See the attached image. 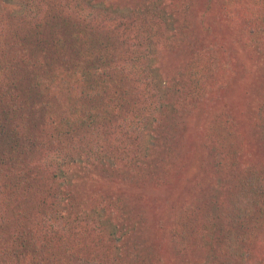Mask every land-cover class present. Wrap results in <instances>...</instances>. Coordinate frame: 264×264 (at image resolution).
I'll use <instances>...</instances> for the list:
<instances>
[{"label": "trees", "instance_id": "trees-1", "mask_svg": "<svg viewBox=\"0 0 264 264\" xmlns=\"http://www.w3.org/2000/svg\"><path fill=\"white\" fill-rule=\"evenodd\" d=\"M203 1L205 7L210 5L207 2L211 0ZM251 1V6L246 5L248 0L221 2L230 17L246 24L233 36L236 33L235 40L241 38L248 44L255 40L253 27L264 20V0ZM83 3L100 9L101 14L103 9L111 12L116 2L0 0V161L3 169L9 162H18H12L6 174L10 183L0 191L8 211H0V264H93L99 255L108 257L103 264H155L157 257L160 264H166L160 255L174 258L173 264H264V156L247 159L244 151L249 142L244 143L247 121L264 147V107L260 109L264 102L258 103L264 100H254L244 121V108H226L219 116L210 112L212 124H203L204 134L199 132L194 141L198 144L192 173L205 169L203 137L217 144L215 159L220 157L208 165L214 164L219 185L202 195L197 206L205 210L203 230L198 232L188 222L194 210L180 206L182 199L177 195L184 181L176 177L165 181L175 187L164 197L179 209L172 216L161 210L163 219L156 210L154 217L158 214L159 219H153L149 205L162 199L155 191V195L148 194L153 190L149 191L150 184L139 183L134 176V170L137 173V167L148 164L154 154L153 146L145 137L141 141L139 132L153 129L147 135L154 139L156 123L169 118L175 124L183 120L185 129L188 111L181 100L168 101L162 95L168 88L163 86L160 54L175 51L182 38L188 37V30L184 34L188 17L182 14L173 20L160 0H141V9L131 4L126 11L112 13L113 19L116 15L122 18L114 28L98 30L85 18ZM203 28L216 39L211 26ZM133 40L137 48L126 47L124 51L120 47ZM140 46L143 54L146 51L144 55H140ZM198 47L191 49L201 51L203 62L195 73L187 64L186 72H178L185 67L179 64L180 83L211 84L215 90L216 84L226 87L234 82L232 70L226 66L225 72L221 70L224 61L217 63L214 50ZM255 47L258 52L257 43ZM142 57L146 62L141 63ZM137 81L144 82L142 89ZM191 91L194 96L199 94L194 87ZM156 94L162 101L155 105L150 101ZM214 96L211 93L212 99ZM118 132L125 138L115 135ZM40 155L50 156V166L23 164ZM165 156L172 168L184 161L174 149ZM154 171L159 172L157 165ZM151 174L149 171L148 176ZM115 190L123 193L122 197L128 196L130 204L119 207L122 198L109 197L103 212L96 208V216H90L107 220L101 224L103 229H110V236L103 232L92 236L88 217L81 216L80 211L88 209L92 199L102 204L101 198ZM222 192L227 193L226 201L221 200ZM105 210L110 211L111 219L104 216ZM48 221L52 223L46 230L54 225L66 231L61 233L56 228L57 232L48 235L44 231L45 242L40 245L35 233ZM149 230H154L150 238ZM122 237L137 240V245L125 252L111 250L114 253L108 255L110 241ZM205 247L204 260L190 263V254L197 252V256Z\"/></svg>", "mask_w": 264, "mask_h": 264}, {"label": "rangeland", "instance_id": "rangeland-1", "mask_svg": "<svg viewBox=\"0 0 264 264\" xmlns=\"http://www.w3.org/2000/svg\"><path fill=\"white\" fill-rule=\"evenodd\" d=\"M110 1L116 2L114 7L111 6L110 9L111 12L110 11L107 12L105 11V9H103L101 11V14H99L100 9L95 7L90 8V6L86 5V3L82 4L81 9L82 11H85V14L87 16L85 18H88V20L92 21L95 28H97L98 30H101L100 28L109 30L116 26L117 20L121 18V15H116L115 18L113 19L112 13H114L115 11H121L122 9L123 11H126L127 6L131 4H134L136 8H140V5L144 6L143 3H140L141 0H110ZM160 1L162 7L166 9L168 14H170V17L175 18L173 20L177 21L178 19H180L182 14H185L188 17L187 20L188 23L186 22L187 25L184 28L185 29L184 34L188 30V33H186V36L188 37L182 38V40L179 42L181 46H179V48H177L175 51H167L160 54V62L162 65L164 64V67L162 69V81L165 84L163 86L168 88V93L166 94L163 93L162 95L168 101H172V100L178 101V99H180L183 104L182 107L184 106L187 109L188 115H185V121H184L185 129L182 128L183 124H181L183 120L182 122L180 121L179 123L175 124L174 120L169 118L165 120H160L159 123L158 122L156 123L155 127L154 126L151 127V128L153 127L155 128L156 137H154V139H152V137L147 135V134H151L153 129L145 130L142 133L139 132V137H141L140 138L141 141H143V137H145L148 140V145L153 146L152 151L154 154L152 155L151 160L149 161L148 164L143 163L144 164L143 166L137 167V173L136 170H134V176L136 177L139 183L144 184L147 181L150 184L149 191H151L152 189L153 190L151 192H148V194L149 193L154 194L155 191L157 194L160 195V199L162 200L160 202H156V204L155 202H152V204L150 203L149 206L151 207L150 209L152 213V218L154 217V214L157 210L160 213L162 219H163V215L161 214V210L165 211L167 214L169 213L172 216L175 214V211L179 209L177 208V206L171 205V201L165 198L167 197L168 193L172 194L173 188L175 187V185L165 183V181H168L169 177H176L179 179H183L184 181L182 184L183 188L177 195V197H181L182 199L180 206L184 208H186L187 206V209L194 210L190 214L188 222L190 221V225H194V228L199 229L198 232H201V230H203V225L205 224L204 221L205 210H201L197 206L199 205V200H201L200 198L202 195L204 197V195L210 194L212 190H214V188L218 187L219 185L217 183L218 182L217 173L215 171L214 164L210 168H208V165L211 160L214 161L216 160L218 162L220 157L215 159L216 152L218 151L217 144L212 143L211 139H209L208 137H203V140L205 141L203 145L205 147L203 152H204V157L206 159H203L202 161L205 162V169L192 173L191 163L194 155L196 154L195 153L196 146L198 144V141L197 142L194 141L197 139V136L199 137V132L201 136L204 134L205 125L212 124V122H210V117H209L210 112H212L213 115L217 114V116H219L218 113L220 111L225 110L226 108L232 111L244 108L242 111L243 116H241L244 121V119H248V116H250V109L252 108L251 106L254 100L256 98L259 100H264V20L262 19L258 20L256 27L255 26L253 27L255 29V30L253 29L254 31L250 29V33L252 31V34L255 35L253 36L255 40L251 37L250 39H253L254 42L250 41L248 44L246 42L243 43L242 39L238 38V34H237L238 39L235 40L234 36H236V33L233 36V32L236 30H242V27L245 26L246 24L245 23L239 24L238 19H234L227 14L225 9L222 8L224 6L221 3L223 2V0L221 2L220 0L218 1L211 0L207 2V5L208 4L210 5L206 7L203 0H160ZM243 1L246 2L247 0H243ZM250 2L252 1L248 0L246 5L251 6L252 3ZM239 16L241 18L246 19L245 14L240 13ZM176 21H173L172 23V26L174 28L176 25V23L174 24V22ZM203 26L205 27L211 26L212 27L211 29H213V33L216 36V39L210 37L211 34L208 31H205ZM132 34L135 35L134 32ZM123 36L124 35H122V37L120 36V38H123ZM137 37L138 35L136 33L134 39L137 40ZM256 43L260 47V50L257 49L258 52L255 49ZM134 44L135 41L133 40L132 44L123 43L121 44L120 47L124 49V51L126 50V47H128L131 50L137 48V45ZM200 45H204V48L206 50L208 49L214 50L213 52L216 55L217 63L219 61L220 62L224 61V66H222L223 69H221L223 72H225L224 70H226L225 66L227 67V69L232 70L235 80L234 82L232 81L230 82L229 84L230 86L228 85L226 87H222V85L216 84V89L212 90L211 84L207 86L204 83H201L200 85L194 83L193 85L189 86L184 83H180L178 81L179 77L181 76L177 75V68L180 65L185 66L187 64V66L191 68L190 70L193 73H195L197 67L200 64V61L203 62L201 51L198 49L192 50L194 48H197V46L200 47ZM252 46H254L253 50H251ZM142 48L143 46L139 47V52H142V54L140 55H144L146 53V51L144 50L145 53L143 54ZM169 52H171L172 54H170ZM146 58L148 59L147 56ZM161 59L162 60L164 59V61H162ZM145 60L146 59L142 57L141 63L146 62ZM167 60H172V62H168ZM186 71H187V67L185 66L181 68L178 72L183 73ZM196 73L200 74L199 72ZM206 77L208 78V76ZM215 78H218V75H216ZM137 84L141 89L144 87L143 81L142 82L137 81ZM193 87L194 89H199L198 95L194 96V93L191 91ZM221 87L223 89H221ZM211 93L215 94L214 99L211 98ZM160 101H162V99H160V94H156L154 98L151 99L150 103L154 102V104L156 105L157 103H160ZM262 102L264 101L258 103H262ZM263 107H264V103L260 106V109H262ZM207 111L208 113L204 114ZM257 111L258 110H255L253 111V113H256ZM262 115L264 117V110ZM245 123H246L245 125L246 129L244 130V135H245L244 143L249 141L247 144L244 145V151L247 154L246 158L259 159L264 156V147L261 148L260 142H258L257 138L251 132L252 127L249 121ZM203 124L205 125L203 126ZM115 135L119 136L120 139L125 138V135L122 134L121 132H118V134ZM156 139L158 141H156ZM177 144L180 146V148L177 146ZM170 149H174V152L177 157L184 156L183 157L184 161L180 162L181 164H179L177 167L174 168L171 167V163L166 164L165 155H169ZM174 156L175 155L173 154V157ZM158 157H160V160ZM12 162H14V165L18 163L15 161ZM12 162L6 164L3 169L2 168V166L4 165L2 164L3 161H0V191L4 189L5 187L4 184L6 185V182L10 183L6 177V174L9 170L12 169ZM50 162H51L50 156L46 155L42 157L40 155L38 157H34L31 161L25 162L23 164L24 165L28 164V166L34 164H42L48 167L50 166ZM156 165L159 169V172L154 171ZM49 168L51 169L53 167H49ZM149 171H152V174L150 176H148ZM168 173H170V175ZM213 174L216 176H214ZM160 175L162 176L165 175L166 177L161 179L162 177H160ZM148 178L150 179L151 183L148 181ZM48 181H51V177H49ZM219 190H220V186H219ZM141 192L142 191L139 189V186H137L138 195H141ZM218 193H220V191H218ZM226 194L227 193L225 192L221 193L222 201L223 200L226 201V196H225ZM116 195L122 198V200L118 201L119 207L130 204L129 202L130 198L126 196L125 193H124L125 197H122L123 193H121L118 190H115L113 195H108L106 197L101 198L102 204H99L96 199H92V204L90 205V207L86 210L82 208V210L80 211L81 216L84 215L85 217L86 216L88 217L86 218V220L90 226L91 229L90 233L92 234V236L98 234V232H103L109 238L110 229L109 228L103 229L102 228L103 225L101 224V223L106 224L108 223V221L104 219L101 222V220L95 219L90 215L96 216L95 213L96 208H98L101 212H103V206L107 205L110 201L109 197L112 200ZM218 198H220V195H218ZM4 200L5 197H2L0 195V211L6 213L7 210L5 209H7V205L4 204ZM15 204L16 203H13L12 206H15ZM194 205L195 207H193ZM161 207H166V209H163ZM104 216L108 217L109 219L112 218L110 211L108 210L104 211ZM155 218L159 219L158 214L153 219ZM51 223H52L51 221H48L46 223V227L42 226L41 229L36 231L35 234L38 237V241L40 245H42L45 242L44 231H46V235H48L49 233L57 232L56 228H59L61 233H63V231H66L64 228L62 227L60 228V226L54 227V225L53 227L46 230V228ZM174 223L175 222L172 221V224ZM175 225L176 224H174L173 226ZM1 231L2 228H0V233ZM86 232L88 233V231ZM153 233L154 230H149L148 238H150L153 235ZM125 239L127 241H124ZM203 242H204L203 245H205L206 243L205 237L203 238ZM110 243H112L111 246L112 249L110 248L109 250H107L109 251L107 252L108 255L114 253L111 250H114L116 252L122 249L125 252L129 249L131 250V248L133 249L135 245H137V240L127 239V237H122V238H116L115 241H110ZM117 244H119L120 246L117 247L116 246ZM205 250L206 247L204 248V250L198 251L197 256H196L197 252L190 254L188 258L190 263L202 262L206 254ZM160 256L162 259H164L166 264L174 263V258L170 257L167 259L163 255ZM105 259L108 260V257H103L102 255H99L93 261V264H103V262L106 261ZM155 264H160L158 257L156 259Z\"/></svg>", "mask_w": 264, "mask_h": 264}]
</instances>
